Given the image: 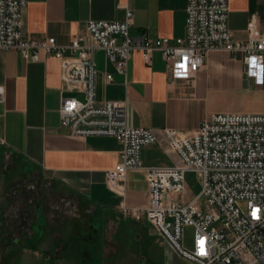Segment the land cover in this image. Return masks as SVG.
I'll list each match as a JSON object with an SVG mask.
<instances>
[{
	"label": "built area",
	"instance_id": "obj_1",
	"mask_svg": "<svg viewBox=\"0 0 264 264\" xmlns=\"http://www.w3.org/2000/svg\"><path fill=\"white\" fill-rule=\"evenodd\" d=\"M28 3L0 0V49L15 50L30 62L40 61L43 55L60 60L63 83L84 95L82 100L62 99L61 126L73 137L108 136L122 143L120 161L104 176L108 188L122 197L125 215L146 218L190 264H264V114H212L185 135L169 127H132L126 103L97 100L99 51L121 75L127 74L135 51L147 59L159 51L173 81L193 80L212 52L241 54L247 76L262 85L264 32L256 23L250 25L246 41L236 40L229 26V0H188L187 34L174 45L169 38L131 36L134 13L130 10L123 22H87L94 44L78 36L61 45L54 37L25 36L23 15ZM112 78L107 75V80ZM4 94L0 86V101ZM151 145L162 146L173 165L143 167L142 150ZM141 169L148 183L144 208L126 204L128 173ZM188 172L197 173L202 186L190 199H186ZM256 210L259 218L252 215ZM186 227L194 228L191 249L182 243Z\"/></svg>",
	"mask_w": 264,
	"mask_h": 264
},
{
	"label": "crops",
	"instance_id": "obj_2",
	"mask_svg": "<svg viewBox=\"0 0 264 264\" xmlns=\"http://www.w3.org/2000/svg\"><path fill=\"white\" fill-rule=\"evenodd\" d=\"M187 4L188 0H29L23 15L24 34L32 40L54 37L61 45L79 36L94 44L86 31L87 22H123L130 10L134 13L131 36L169 38L174 45L187 34ZM229 10L236 40L248 39L252 23L264 32V0H229ZM96 66L100 104L126 103L132 127H169L185 135L212 115L213 89H264V83L257 85L247 76L241 54L212 52L193 80H171L159 51L148 59L135 51L126 75L118 74L102 51L96 54ZM110 74L113 78L107 80ZM0 86L5 92L0 101V159L8 157L28 172L45 173L85 196L105 218L161 238L169 256L166 264H183L184 259L152 223L125 215L122 197L108 188L104 174L120 161L122 143L108 136L73 137L61 126L62 99L82 100L84 95L63 83L59 59L43 55L40 61L30 62L15 50L0 49ZM141 161L145 168L174 163L160 145L145 147ZM126 204L142 208L148 204L142 169L128 173Z\"/></svg>",
	"mask_w": 264,
	"mask_h": 264
},
{
	"label": "rangeland",
	"instance_id": "obj_3",
	"mask_svg": "<svg viewBox=\"0 0 264 264\" xmlns=\"http://www.w3.org/2000/svg\"><path fill=\"white\" fill-rule=\"evenodd\" d=\"M210 113L264 114V89H213ZM186 183V199L200 193L197 173H188ZM184 235L191 249L194 228ZM161 241L105 218L55 178L0 159V264H166Z\"/></svg>",
	"mask_w": 264,
	"mask_h": 264
},
{
	"label": "snow or ice",
	"instance_id": "obj_4",
	"mask_svg": "<svg viewBox=\"0 0 264 264\" xmlns=\"http://www.w3.org/2000/svg\"><path fill=\"white\" fill-rule=\"evenodd\" d=\"M259 210H256V211H253L252 215L254 218H259L257 213H258ZM201 244L203 245V241H201ZM201 253L203 254V248L201 249Z\"/></svg>",
	"mask_w": 264,
	"mask_h": 264
}]
</instances>
